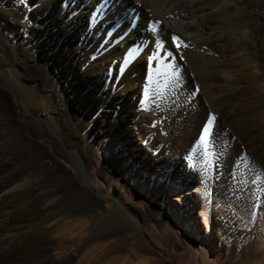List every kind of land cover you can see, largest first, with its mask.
<instances>
[{
  "label": "bare ground",
  "instance_id": "bare-ground-1",
  "mask_svg": "<svg viewBox=\"0 0 264 264\" xmlns=\"http://www.w3.org/2000/svg\"><path fill=\"white\" fill-rule=\"evenodd\" d=\"M140 4L133 16L131 0H0V264H158L136 263L127 248L115 255L131 242V227L142 229L135 208L158 222L167 211L176 231L196 244L199 260L193 263L216 264L221 258L209 217L220 214L214 206L223 186L201 166L198 133L215 113L208 157L216 153L226 167L248 161L264 172V0ZM152 19L161 20L163 32L160 26L156 32L146 28ZM58 30L64 37L57 50L48 43ZM171 34L189 44L168 49L175 67L149 65L154 40ZM93 55L100 58L84 69ZM60 65L80 84L99 87L109 104L121 99L125 127L109 134L116 119L103 115L106 129L99 127L86 101L75 98L71 103L84 121L65 133ZM81 128L88 142L77 149L73 142L81 139ZM111 139L119 153L108 160L95 157L92 148H109ZM92 163L100 164L94 172L107 186L94 183ZM179 163L188 172L179 171ZM152 171L157 176L152 185L148 180L149 188L135 180L138 172ZM222 175L226 180L224 170ZM187 186L191 191L184 192ZM203 187L206 201L197 195Z\"/></svg>",
  "mask_w": 264,
  "mask_h": 264
},
{
  "label": "rangeland",
  "instance_id": "rangeland-1",
  "mask_svg": "<svg viewBox=\"0 0 264 264\" xmlns=\"http://www.w3.org/2000/svg\"><path fill=\"white\" fill-rule=\"evenodd\" d=\"M47 26H48V30L50 29V31L56 32V27H52V26L49 27L48 24ZM57 33H58V37L55 36L48 43V45L50 44V46L54 45V47H56L57 42L59 40H63L64 36L62 37L61 31L58 30ZM56 49L57 50L59 49L58 45ZM96 58H100V57H98V55L97 56L93 55L91 60L87 61L84 64L83 68L85 69L86 67H88V65L91 64V61ZM59 67H60V71L57 76V81L60 83V85L63 86L62 89L64 90L65 93L64 96L65 104L62 107V112H64L63 118L64 121L67 123V125L63 124L64 125L63 130L65 133L69 134L70 132H72V125H74L75 127L78 126V124L80 125L84 121V117L81 115L82 111H79V109L76 108L75 105L73 106V104L71 103L74 102L75 98L78 100L83 98L84 101H86L85 107H87L93 113L92 117L98 120L99 123L97 125H99V127L106 129V124L102 122L103 115H105V117L107 115H111L109 120L116 119L114 128L112 125H111L112 128L109 125L110 127L109 134H113L116 128L125 127L126 119L123 118L124 117V114L122 112L123 108H121V104H120L122 101L121 99L114 102L113 104H109V99H108L109 97L101 90H99V87L90 85L88 81L80 84L79 82H77L75 78V74L72 70L68 71L67 69H62L61 65ZM98 77L99 75L97 76V78ZM98 81H102V83L105 84L107 83L105 79ZM47 96L50 97L51 95L48 93ZM55 104L58 108L59 106L57 101L55 102ZM147 106H148L147 108L146 107L141 108L138 105L137 111L144 112L145 109L149 108L150 104H148ZM107 109H110V111L105 112ZM160 123L158 122L159 126ZM93 125L94 124H91L90 126L93 127ZM79 134L82 140L78 139L79 141L74 140L73 142V144H75L74 147H76L77 149L84 147L83 138L84 137L88 138L87 133H85L84 129L82 128L80 129ZM103 134L104 131L100 132L99 137H103ZM232 139L236 140L238 144L239 141L237 140L236 135L235 136L233 135ZM87 145L90 146V143H88ZM241 147L243 148L242 145ZM93 152H96V154L94 155L95 157L96 156L99 157V155L104 154L105 156L104 159L108 160L110 159L109 158L110 154L116 156L117 153H119V150H118V146H116V142L114 143L113 139H111L109 148L106 147L105 144L104 146L97 145L94 148H92V153ZM242 153L245 154V150H243ZM88 154L89 157L92 155L91 153ZM218 160H220L219 156L216 153H213V155L208 157V161L206 163L202 159V164H201V166L202 165L204 166L202 167L205 169L206 174L208 172L209 174L212 173L211 178H213L212 179L213 182L216 181V183L218 182L220 186H223L221 195L219 196L220 202H217L216 206H214L217 209L221 208L219 210L220 214L217 215V217L215 218L210 219L209 217V224L210 227L212 228V235L213 236L217 235L215 245L216 247H219V249L222 251L221 258L214 259L217 260L215 263L219 264V262L222 260H228V264H240L243 261L247 260L248 262L250 261L249 264H253V263L256 264L257 262H258L257 264H264V174H263L264 172H262L260 168L256 167L257 168L256 169L254 166L251 167L248 161L247 162L234 161L232 164L226 167V165H224L221 162L219 164ZM203 162L205 165L203 164ZM229 163L230 162L228 161L227 164ZM178 165L180 166L179 171H183L186 169L185 163H179ZM99 166L100 164L97 165L96 163H92L91 166L89 167L90 168L89 171L92 172L93 174L94 183H99V184L102 183L104 186H107L108 180L103 179L102 176L97 175L94 172V170L98 169L97 167ZM123 168L124 170H126V173L128 172L129 176H131L132 173L129 172L130 169L127 168V165H125V167ZM186 170L188 172L189 169ZM223 170L228 175L226 180H224V176H223L224 174L222 175ZM142 173H144L143 177L141 176ZM154 173L155 172L153 171L152 174L146 172H138L135 180L138 182L143 180L142 184L144 188H149L148 180L151 181L150 184L152 185L156 179L157 173L155 174ZM132 179L134 180V178ZM208 190H209V194L211 193L210 195H212L213 187L212 186L209 187ZM188 191H191V188L188 187L186 188V190H184V192H188ZM206 191L207 188L203 187V189L200 192H197V195L200 198V200L206 201L207 199L206 193L208 192ZM174 193L178 195L181 192L177 190ZM168 195L170 196V198L175 197V195L170 194L169 192ZM213 198L216 200L215 196H213ZM173 202L174 204L177 205V202H175V200H172V203ZM211 206L213 205L211 204ZM105 207H103L101 210H105L107 208L109 209V207L111 208V205L109 204L106 205ZM163 209L164 208L162 206L160 210L163 211ZM135 210L137 211V215L139 216L140 214L142 219L141 222L142 229L141 228L139 229L141 232H139V230L137 232L135 229H133V227L130 228V231L127 232V235H129L130 233L133 234L134 237L133 236L130 237L129 240L133 243V245L131 244L130 246L131 243L130 242L125 248L121 250L123 252L120 251L119 253L115 254L116 256L118 255L117 257L122 256L123 253L125 254L126 252H129L128 250L131 249L132 251L135 252V253L133 252L134 255L131 254L133 256V258L131 259H133V261H135L136 263L140 262L141 260H153L158 264H187V263L195 264L193 262L199 260L197 257V252H195L196 251L195 248L197 249L196 244L193 241H191L188 237H186V235H183L176 231L175 225L171 220H169V213L167 211H163L165 217L162 215V217H164L165 220L162 222L161 221L158 222L153 220L146 212H144L140 208H135ZM156 216H159V214H157ZM193 216H197V213L194 212ZM198 228L200 229V235H201L202 232L201 221L198 222ZM103 241L104 240L95 239L94 241H92V243L95 244L99 242L103 243Z\"/></svg>",
  "mask_w": 264,
  "mask_h": 264
},
{
  "label": "snow or ice",
  "instance_id": "snow-or-ice-1",
  "mask_svg": "<svg viewBox=\"0 0 264 264\" xmlns=\"http://www.w3.org/2000/svg\"><path fill=\"white\" fill-rule=\"evenodd\" d=\"M21 2H23V0H21ZM131 4L133 8V16H135L136 9L138 7H142V5L140 4V0H131ZM165 19H168V17H165ZM135 23H136L135 19L129 20L130 25H134ZM157 26H160V32L164 31L162 22L159 19H152L146 23V28L151 29L152 32L157 31ZM154 45L155 46L152 53L147 58L148 64L162 65L169 71L175 67L171 63V60L174 59L175 57H174V53L168 49L174 47L175 49L179 50L181 48L186 49L189 47V44L184 43L178 34H171L170 38L168 36L162 35L159 40H154ZM149 47H152V45H149ZM145 98L147 99V96ZM216 120L217 117L209 113L207 115L206 122L203 124V127L199 132V139L197 141V144L203 147L206 156L210 155L209 148L211 146L213 125Z\"/></svg>",
  "mask_w": 264,
  "mask_h": 264
},
{
  "label": "water",
  "instance_id": "water-1",
  "mask_svg": "<svg viewBox=\"0 0 264 264\" xmlns=\"http://www.w3.org/2000/svg\"><path fill=\"white\" fill-rule=\"evenodd\" d=\"M24 7H25V5H24ZM26 8V7H25Z\"/></svg>",
  "mask_w": 264,
  "mask_h": 264
}]
</instances>
